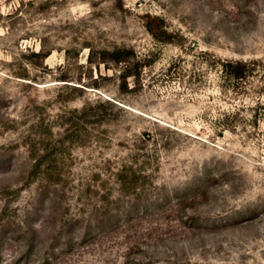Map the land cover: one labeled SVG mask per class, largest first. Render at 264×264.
I'll return each instance as SVG.
<instances>
[{"label": "rangeland", "instance_id": "obj_1", "mask_svg": "<svg viewBox=\"0 0 264 264\" xmlns=\"http://www.w3.org/2000/svg\"><path fill=\"white\" fill-rule=\"evenodd\" d=\"M0 264H264V0H0Z\"/></svg>", "mask_w": 264, "mask_h": 264}, {"label": "trees", "instance_id": "obj_2", "mask_svg": "<svg viewBox=\"0 0 264 264\" xmlns=\"http://www.w3.org/2000/svg\"><path fill=\"white\" fill-rule=\"evenodd\" d=\"M162 22V21H161ZM149 30L155 37H160L158 32H155L150 26ZM166 33V31L164 30ZM130 50L118 48L113 53L116 55V61H123L125 59V52ZM215 65H218L220 68L221 76L227 82H232L239 84L241 82H246L249 80L251 73L254 68L250 61L247 60H233V59H219L215 61Z\"/></svg>", "mask_w": 264, "mask_h": 264}]
</instances>
